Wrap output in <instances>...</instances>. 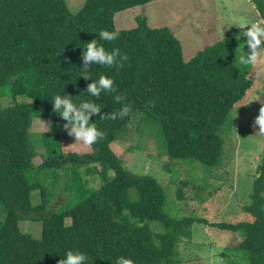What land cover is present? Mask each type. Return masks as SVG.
<instances>
[{"label":"trees","instance_id":"16d2710c","mask_svg":"<svg viewBox=\"0 0 264 264\" xmlns=\"http://www.w3.org/2000/svg\"><path fill=\"white\" fill-rule=\"evenodd\" d=\"M150 1L86 0L73 13L66 0H0V85L9 83L14 95L30 98L26 103L0 106V205L5 209L0 224V264H58L68 251L84 253V264H115L119 257L130 258L133 264H169L175 262L176 242L189 234V225L205 221L165 213L164 191L157 180L123 168L110 143L129 116L142 111L158 122L169 159L216 165L221 148L219 129L228 111L248 98L254 81L224 56L221 41L200 48L185 60L179 40L166 26L151 27L137 16L134 27L115 28V12ZM251 2L264 19V0ZM105 29L118 30L119 38L100 40L99 32ZM93 39L107 51L119 48L129 57L119 70L90 66L92 80L108 76L117 89L99 98L85 91L93 81L81 76L83 51ZM117 94L125 100L117 103ZM56 95L71 96L74 103L95 100L101 114L118 112L125 103L132 111L116 120H101L94 114L90 123L106 136L88 152L64 153L60 143L46 149L49 156L39 167L85 166L100 177L97 188L84 191L63 210L47 213L51 198L30 179L34 151L28 129L34 115L44 116L57 129L59 119L52 113ZM108 170L113 172L111 178ZM188 181L178 180V199ZM33 190L40 191L36 205L30 202ZM242 210L252 220L212 223L243 234L227 246L238 255L216 264H264V153L253 180L251 201ZM22 216L43 221L39 237L18 228ZM66 217L70 222H65ZM149 220L160 222L162 230L152 231ZM183 264L206 263L198 259Z\"/></svg>","mask_w":264,"mask_h":264},{"label":"rangeland","instance_id":"374dc122","mask_svg":"<svg viewBox=\"0 0 264 264\" xmlns=\"http://www.w3.org/2000/svg\"><path fill=\"white\" fill-rule=\"evenodd\" d=\"M66 1L70 11L76 13L86 0ZM137 16L145 18L151 27H168L179 40L185 60L200 48L221 41L224 56L254 81L248 98L228 111L219 129L221 148L216 165H204L194 159H169L158 122L142 111L133 112L110 143L123 168L157 180L164 191L162 209L165 213L176 217L205 218V221L192 222L189 234L180 236L175 247L176 260L169 264L198 259L206 264H216L233 259L238 254H233L227 246L241 239L242 232L230 231L212 223L252 220V216L242 208L251 201L253 180L264 153V135L258 133V126H253L259 109L264 106V48L260 49V60L255 68L240 66L238 57L247 55L249 49L244 45L246 37L236 39L243 31L236 25L260 20L261 17L251 0H153L115 12L114 26L116 29L132 28L136 25ZM29 101L26 95H14L9 83L0 85L1 107ZM52 113L59 119L57 129L47 118L37 115L32 116L28 129L29 142L34 151L30 179L51 198L45 210L47 213L63 210L77 201L84 191L97 188L100 183L98 173L92 168L87 170L85 166H38L49 156L46 149L54 143H60L64 153L90 150L82 142L75 143V138L69 136L64 128L66 123L60 121L61 117L53 109ZM106 174L111 178L113 172L108 170ZM179 179L189 180L183 185L182 199L175 196ZM30 202L32 205L40 202L39 190L31 191ZM4 215V206L0 205V224ZM70 220V217L65 218L66 223ZM17 224L22 232L39 237L43 221L37 217L22 216ZM148 224L152 231L162 230L158 221L149 220Z\"/></svg>","mask_w":264,"mask_h":264},{"label":"clouds","instance_id":"9594fccd","mask_svg":"<svg viewBox=\"0 0 264 264\" xmlns=\"http://www.w3.org/2000/svg\"><path fill=\"white\" fill-rule=\"evenodd\" d=\"M250 25V27H246ZM243 29L240 35L236 36L237 40L242 37L247 39L244 45L248 46L247 55H240L238 63L245 68H255L260 60V49L264 48V19L249 21L236 25ZM119 31L101 30L99 32V39L102 41L112 42L119 38ZM129 60L127 54H122L119 48L112 51H107L102 44H98L97 39H93L87 43L86 50L83 51V65L82 74L85 80H92L89 73L91 65H101L117 70L124 67L126 61ZM86 88V92L93 98L101 97L102 93H114L117 91L113 78L101 75L98 80H92ZM79 99V96H77ZM117 103L125 100L121 94L114 97ZM53 101V111L58 113L61 119L67 123L64 128L67 130L68 135L75 138V143L82 142L85 146H92L103 138L106 133L98 129L92 121V116L95 114L101 120L110 119L116 120L117 118L124 119L129 116L132 111L130 104L125 103L118 112L110 114H101V106L95 100H82L74 103L71 96L56 95ZM254 127L258 126V133L264 135V106L259 109V114L254 120ZM73 143V144H75ZM87 256L82 252L68 251L65 258L60 259L58 264H84ZM115 264H133L130 258L119 257L116 259Z\"/></svg>","mask_w":264,"mask_h":264}]
</instances>
